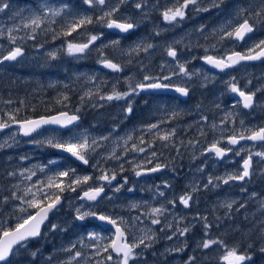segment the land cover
Here are the masks:
<instances>
[{"label":"rangeland","instance_id":"rangeland-1","mask_svg":"<svg viewBox=\"0 0 264 264\" xmlns=\"http://www.w3.org/2000/svg\"><path fill=\"white\" fill-rule=\"evenodd\" d=\"M63 1L8 0L10 8L0 13V29L4 33L0 36V60L13 47H21L24 53L25 49L19 42L23 34L32 29L24 28L23 23L33 13L43 15L42 4L56 9L66 5ZM136 3H141V0H126L119 4L118 11L112 17L119 22L127 21L135 25L126 37L108 31L107 17L104 22L99 20L105 12L117 7L118 0H106L105 5L95 4L91 7L83 3L87 10L79 11H76L79 6L71 8L67 5L60 16L48 17L34 32L37 34L34 42L45 35L49 41L35 46L28 53L33 54V61L38 64L39 70L41 64L52 63L45 71L54 72L48 77V87L60 85L61 88L54 89L59 91L57 98L61 107L67 108L72 104L67 99L71 93L68 87L73 88L77 84L79 88L73 89L80 94L77 99L79 104L72 114L80 119L73 128L44 130L28 139L22 138L15 128L0 133V145H3L0 147V222H4L5 227L14 228L17 223L15 217L26 218L28 213L33 214L37 210L29 208L27 204L21 205L20 200L11 199L12 192L24 196L28 188L33 191L42 188L44 192L58 194L62 200L37 242L38 248L33 250L35 245L32 244L18 248L11 258V264H68L70 260L71 264H98L108 253L101 251L100 256L95 255L96 242L87 238L88 233L97 232L106 238L100 242L103 249L114 238V230L106 228L109 227L106 223L100 227L94 217L77 220L76 209L81 206V211L122 219L126 224L128 243L144 236L151 238L145 240L149 247L140 245L134 249L136 258L130 260L129 264H185L190 256L195 258L194 264H227L221 259L226 252L220 244H212L204 249L203 241L220 240L228 248L235 247V242L228 245L225 240L227 234L231 233L230 225H226L230 220L229 215L260 200L254 198L253 194L257 193L256 190H262V183L252 191L245 182L235 183L232 180L225 184L222 179L242 172L243 161L250 153L251 178L256 174L262 178L264 174V159L255 155L264 152V142L258 143L256 140L257 143L248 142L236 148L227 142L229 137L248 136L252 131L264 128V63L246 64L217 75L202 66L201 60L206 56L223 59L235 52L246 55L249 49H255L264 40V21L257 22L254 13L264 8V0H197L196 5L190 4L184 10L182 19L178 17L175 21L164 20L163 13L178 7L183 0H143L141 9L135 7ZM204 8L208 10H200ZM84 16L91 17L93 23L78 28L71 35H64L74 21ZM244 19L249 20L255 31L242 44H238L225 33L233 32ZM88 27L90 31L86 30ZM9 28L19 29L13 32L17 37L15 44L8 39ZM57 33L60 35L55 39ZM93 35L98 39L89 47L92 49L78 54L68 53V43H87ZM113 41L119 43L113 44ZM149 44L153 47L145 52L143 49ZM170 47L177 52L175 59L167 55ZM259 50L256 49V52ZM51 53H55V58ZM93 58L95 60L91 64L86 60ZM104 58L118 64L121 71L102 68ZM178 63L185 66L190 78L179 73ZM22 72L20 62L0 64V75ZM145 75L155 79L145 81ZM164 76L171 79L163 80ZM233 80L246 94H255L253 106L245 108L240 99L234 97L229 87V82ZM154 82L187 87L192 99L187 103L169 96H150L145 99L147 102L141 100L143 97H138L136 85ZM130 86L136 91L131 92ZM114 90L130 94L123 99L107 100L106 97L112 95ZM136 102L139 104L137 109ZM15 109L4 106L6 122L11 120L10 116L15 117ZM152 125L157 127L152 128ZM83 136L88 137L90 144L96 141L92 145L94 150L86 153L89 163L85 166L57 154L56 148L47 143L50 139L68 141L71 137L82 139ZM162 136H168V139H161ZM216 142L222 148L232 149L230 152H234L233 155L222 161L215 158L216 155L207 150ZM139 148L144 151H138ZM50 160L56 163L49 164ZM157 165L160 170L155 174L148 177L143 175ZM41 167L44 171H40ZM69 169H75L76 176H90L92 179L79 187L73 185L76 191L65 188L60 192L55 187H47L50 177L55 178L59 172ZM33 171L35 175L31 180L27 179ZM137 171L142 174L137 176ZM103 173L110 178L114 175L115 179L111 183L99 180ZM210 178L212 184H209ZM60 179L68 183L67 178ZM101 185L104 186V193L97 202L88 203L81 199L84 191ZM117 188L119 191H116ZM161 191L164 196L159 195ZM185 194L191 195L188 207L179 201V197ZM4 197H9L7 203L3 202ZM25 199L31 200V194ZM53 199L55 195L43 199L41 206ZM233 201L235 203L231 209L225 206ZM262 204L264 206V199ZM20 207L26 208L27 212L21 213ZM154 208H161L162 212L153 215ZM263 210L256 212L254 218L257 223L264 222ZM252 213L254 211L251 210L243 212L244 219ZM153 219H158L159 223L153 224ZM205 222L210 225L207 234ZM53 224L57 225L54 230ZM255 226L256 223L241 230L240 234L249 236ZM184 228L189 231L183 236L179 235L177 230ZM174 232L176 235L173 236ZM258 233L254 243L258 242L256 246L260 248V255L254 260L242 253L250 257L243 264H264V252L261 251L264 248V227ZM169 236L172 238L168 239ZM70 248L71 251H67ZM34 252L35 256L32 255ZM76 252L81 255L72 260ZM111 254L115 259L116 255ZM105 264L113 262L105 260Z\"/></svg>","mask_w":264,"mask_h":264},{"label":"snow or ice","instance_id":"snow-or-ice-1","mask_svg":"<svg viewBox=\"0 0 264 264\" xmlns=\"http://www.w3.org/2000/svg\"><path fill=\"white\" fill-rule=\"evenodd\" d=\"M126 0H118V5L115 8H112L110 11H107L104 13V17H100V22H104V18L107 17L106 26L108 28H115L119 29L121 32H128L129 30L133 29L135 25L131 22H117V20L113 19V14L118 11L119 4L125 3ZM83 3L88 6H93L95 4L98 5H105L106 0H83ZM143 0H141V3H136L135 7L137 9H141ZM196 5L197 0H183L182 4H179L178 7H175L174 9H168L163 13V18L166 21H175L178 17L183 18L185 15L184 10L189 5ZM217 6V5H213ZM10 8V4L8 0H0V13L5 12L6 9ZM41 8L43 10V15H40L38 12L33 13L30 19H28L26 22L23 23L24 28L31 27L32 31L35 32L37 28H40L41 24L48 19V17H57L60 16L62 11L67 8V5H64L62 8H56L53 9L51 7H48L46 4H42ZM202 11H207V8L200 9ZM254 15L257 17V22L264 21V8H261V10L256 11ZM93 23V19L88 16H84L76 21H74L70 27L69 30L64 33V35H71L72 32H75L78 28ZM18 28H9L8 29V39L11 43L15 44L17 37L13 35L14 31H18ZM253 31V25L249 22L248 19H244L242 23L239 24L238 27L235 28L233 32H226L225 35L229 38H236V39H243L246 33H250ZM3 30L0 29V36H3ZM29 39H34V36H29ZM98 37L96 35L91 36V38L88 40L87 43L83 44H74V43H68L67 50L70 55L76 54V53H83L90 44H92L94 41H96ZM113 44H118L119 41H113ZM153 46L151 44L147 45L143 50L145 52L148 51V49L152 48ZM256 49H260L258 52H256ZM255 52V54H252ZM22 55V48L17 46L13 47L6 56L2 57V60H0V63L3 61H12L16 60L17 57ZM52 58H55V53L50 54ZM167 55L169 57H172L173 59L176 58L177 52L172 49L171 47L167 50ZM264 56V40L260 41L259 44L255 46V49H249L248 54H240V53H233L231 56L227 58V61L221 59L216 60L211 56H206L205 60L207 63L212 64L214 67L219 68L221 70L225 68H229L235 64H237L239 61L242 60H255L259 59L260 57ZM103 66L109 69H112L113 71H121V67L113 63L106 58L102 60ZM179 73L183 74L184 76H189L190 74L187 72L185 66L183 64L178 63ZM155 78L150 77L148 75L144 76L145 81H150ZM163 80H170V76H164L162 77ZM169 85L163 84L160 82H154V83H140L136 85V88H139L141 90L145 88L150 89H160V88H167ZM230 91L233 93H238L239 96L243 100V107L249 108L253 106L254 100V93L252 94H246L245 91L241 90L237 87L236 83L233 81L229 82ZM136 88H131L130 91L135 92ZM175 91L180 93L182 96H187L189 94V89L187 87H176ZM259 91V89H258ZM129 92L119 93L115 90L113 91L112 95H108L106 97L107 100H113V99H123L125 96H128ZM101 99H105V97H101ZM128 111H131V105H129ZM11 120H13L14 123H18L19 129L22 132L23 135L28 136L32 132L36 131L38 128L41 127V125L44 124H58L61 127H67L68 125L73 124L78 117L76 115H69L68 113L64 112L61 113L60 116H54L50 118H41L39 120H25V121H16L15 117L10 116ZM9 125L7 123H0V129L7 128ZM152 128L157 127L156 125H152ZM161 139L167 140L168 136H162ZM238 139H248V140H261L264 141V128H260L258 131H252L251 135L244 136L241 134L239 138L236 136H232L228 138V143L231 145H235L238 143ZM47 143L54 148L60 149L66 153H70L71 156L75 157L77 160L83 162L84 164H88L89 161L86 158V153L88 150H94L92 148V145L96 144V141L93 140L91 144L89 143L88 137L83 136L81 138L77 137H71L68 141H56V140H48ZM0 147H3V145H0ZM232 149H225L219 146V142L213 143L210 148L207 151L214 152L217 157H223L226 155V152L231 151ZM138 151L143 152V148H139ZM239 155V153H237ZM255 155L260 156L262 159H264V152H258L255 153ZM153 156H155V153H153ZM56 163L55 160H50L49 164ZM252 164V154L250 153L246 159L243 161V170L242 172L236 173V174H230L226 178L222 179V182L227 184L229 181L232 180H238L243 181L246 177H249L250 175V168ZM160 170V166L157 165L156 167L150 169L152 172H156ZM40 171H44V168L41 167ZM142 173L140 171L136 172L137 176H140ZM9 175H14V173H9ZM35 175V172H31V174L27 177V179L31 180V177ZM74 177V178H73ZM60 178H67L68 183H65L64 180H61ZM92 177L90 176H83L79 177L75 175V169H69L66 171H61L57 174L55 178L50 177L47 183L48 188L55 187L60 192H63L65 188H68L71 191H76V187H79L82 183H87ZM101 181H107L108 183H111L112 179H115V176L113 175L111 178L106 174L103 173L98 177ZM220 179V178H217ZM127 182V181H125ZM209 184H212V179H209ZM75 185L76 187H73ZM165 187H167V184H165ZM207 187V185H205ZM195 191V189H193ZM104 191V186H98V187H90L89 190L83 192V196L81 199H86L88 201H96L98 197L101 196V193ZM116 191H119V188L116 189ZM131 191V189H130ZM29 194H31L32 199L26 200L25 197H27ZM55 195V199L51 200L50 203L47 204L46 207L41 206V201L43 199H48L50 196ZM160 196H164V192H159ZM255 195V194H253ZM11 199L13 200H20L21 205L27 204L29 208H37L39 209L35 215L28 213L27 217L24 218L23 216L15 217L17 223L15 224V227H5L4 222H0V264H11L10 257L14 256L20 247L26 246V241L32 237H36L40 234V226L43 224L45 219H47L48 213L56 207L57 204L60 202V196L55 193H48L44 192L42 188H37L36 191H33L32 188H28L24 192V196H18L16 192H12ZM9 200V197H4L3 202L7 203ZM191 200V195L185 194L181 195L179 197V201L181 204H183L185 207L189 206V201ZM169 203H174V201H169ZM235 203L234 201L231 203H227L225 206L229 209L232 208V204ZM83 206H81L82 208ZM135 207V205H133ZM243 207V205H241ZM81 208L76 209V219L83 221L88 217H94L96 220L106 223L107 225H110L111 228L115 229L114 238L110 240V243L103 247V249L100 248V242L103 239H106L105 237H102L97 232H89L87 238L91 241L96 242V250L95 255L100 256L101 251L104 253H108L107 256L102 257V259L98 262V264H105V260L113 262V264H129L130 260H133L136 258V253L134 252V249L139 247L140 245H143L145 248L149 247V244L145 243L146 239H151L148 236H144L143 238H140L138 241L135 239L133 242L128 243L126 241L125 237V229L126 224L125 222L120 219H115L110 215L105 214H97L93 211H81ZM19 211L21 213H26L27 209L24 207H20ZM162 212L161 208H154L152 210V214H160ZM138 219V218H137ZM206 221V218H203ZM153 224L159 223L158 219L152 220ZM122 225H125V227H122ZM57 225L53 224L52 228L53 230L56 229ZM205 230L207 234V229L210 227V225L205 222ZM179 232V235L183 236L186 232L189 231L188 228H184L183 230H177ZM176 235V233H173V236ZM172 237L169 236L168 239H171ZM83 243V240L80 241ZM212 244H220L221 247L225 249L226 255L222 256L221 259L226 261L227 264H243L244 261L250 259L249 256L245 254H239L238 249L236 247L228 248L226 244H224L223 241L220 240H205L202 243V247L204 249H208ZM72 247H75V244L72 245ZM251 247V245H249ZM182 249H177V251H180ZM67 251H71L70 249H67ZM261 251L264 252V248H261ZM111 253L116 254V258L112 256ZM33 256L36 255V253H32ZM81 255L80 252H76L75 256H73L71 259L74 260L76 257H79ZM194 257H189L188 261L185 262V264H194ZM68 264H71V260L68 262Z\"/></svg>","mask_w":264,"mask_h":264},{"label":"trees","instance_id":"trees-1","mask_svg":"<svg viewBox=\"0 0 264 264\" xmlns=\"http://www.w3.org/2000/svg\"><path fill=\"white\" fill-rule=\"evenodd\" d=\"M64 4L70 6L73 8V6H79L76 11L79 10H87V8L84 6L82 0H64ZM34 36V39H29V36ZM36 33H34L32 30H28L23 34L22 41L19 42V45H22L24 50L23 56L15 63L21 64L22 67V74H10L7 73L6 75H0V123H11L13 120H9L6 122L4 120V106L7 108H16L15 112V119L16 121H22L27 118L32 117H39V116H47L53 113H57L59 111H69L73 112V109L70 106H67V108H63L60 106L61 102L58 100L59 91H56L54 87L58 90L60 85H57L54 87H48V77L51 74H54V72L50 71L49 73H46V68L49 66H52V63L49 64L48 62H45L40 65V70L38 69V64L33 61V54L28 53L29 50H32L35 46L45 43L48 40V37L41 36V38L34 42ZM60 33H57L54 38L56 39ZM55 41V40H53ZM26 58H29L30 60H27ZM26 77H29L28 80ZM39 81V83H38ZM36 82V84H35ZM33 85H37V87H34ZM74 89H78L79 87L76 84H74ZM73 88L68 87V91H71L70 94H68L67 99L69 100V103L74 104V107L78 105L77 99L80 96L78 91H75ZM67 89V88H66ZM171 97V96H169ZM192 96H189L186 101H182L183 103H187L188 101H191ZM201 99H204L202 97ZM180 101V100H179ZM251 180H254L251 184ZM264 174L262 175V178L259 174H256L249 179L245 181V184L249 188V190L255 191L256 188H258V185L261 183L263 184L262 190L257 191L255 193L254 198L259 200V202H256L253 204V206H250L247 204V208L244 210H236L232 212L228 218H230L229 221L226 222V225H230L231 227V233H228L225 237V240L228 242H235L234 245L239 253H246L250 257H252L254 260H257V258L260 255V248L257 245L258 236H259V230L264 227V222L257 223L256 222V212L263 210V199H264ZM253 198V199H254ZM252 199V200H253ZM249 210L254 211L248 218L243 217V212H249ZM264 211V210H263ZM254 223H256V226L254 227L253 233L249 234V236L245 237L240 234L241 230L251 227ZM41 239H37L34 242H31L30 244L35 245L33 247V250H36L37 242ZM251 245V247H249ZM246 249V250H244ZM245 251V252H244ZM150 259V258H149Z\"/></svg>","mask_w":264,"mask_h":264},{"label":"water","instance_id":"water-1","mask_svg":"<svg viewBox=\"0 0 264 264\" xmlns=\"http://www.w3.org/2000/svg\"><path fill=\"white\" fill-rule=\"evenodd\" d=\"M117 22H118V21H117ZM109 30H110L111 32H114V33H117V34H120V35H127L128 33H131L133 29L129 30L128 32H121L119 29H115V28H109ZM253 32H254V28H253V31H252V32H250V33H246L243 39H236V38L233 37V40L236 41V42H238L239 44H241V43H242L247 37L251 36V35L253 34ZM236 53H239V52H236ZM240 54H241V53H240ZM231 55H232V54H231ZM231 55H228V56L225 57V59H223V60L227 61V58H228L229 56H231ZM17 58H18V57H17ZM214 59H216V58H214ZM216 60H221V59H216ZM263 60H264V56L260 57L259 59H255V60H242V61H239L237 64H235V65H233V66H231V67H229V68H225V69H223V70L214 67L212 64L207 63L205 59H202V60H201V63H202V65L205 66L208 70H211V71H213V72H215V73H218V74H222V73H225L226 71L236 69V68H238L239 66H241V65H243V64H246V63H259V62H261V61H263ZM12 61H13V60H12ZM12 61H3L2 63H5V62H12ZM2 63H0V64H2ZM175 88H176V87H167V88H160V89H150V88H145V89H143V90H141V89H139V90H140L142 93H143V92H151V93H166V94H170V95H175V96L179 97V98L182 99V100L187 99V96H188V95H187V96H182L180 93H178V92L175 91ZM233 95H234V97H237L238 99H240V101H241L242 104H243V100H242V98L239 96L238 93H234ZM60 114H61V113L56 114V115H51V116H48V117H43V118H50V117H54V116H60ZM41 118H42V117H40V118H36V119H31V120H39V119H41ZM71 125H72V124H71ZM71 125H68L67 127H61V126L58 125V124H44V125H41L40 128H38L36 131L32 132V133H31L30 135H28V136L23 135L21 131H20V135L23 136V137H31V136L35 135L36 133H38L39 131H41L42 129H46V128H56V129L66 130V129H68ZM13 128H19L18 123H11V124H9V127H7V128H3V129H0V133H2V132H4V131H7V130H10V129H13ZM19 130H20V129H19ZM227 142H228V140H227ZM248 142H249V143H253V142H256V141L248 140V139H242V140H241V139H238V143H237V144H235V145H231V144H229V143H228V144H229L232 148H236L237 146H239V145H241V144L248 143ZM257 142H258V143H260V142L262 143V142H264V141L258 140ZM257 142H256V143H257ZM209 152H210V151H209ZM56 153L59 154V155H62V156H64V157H70L73 161H75V162H79V163H81L83 166L86 165V164H84L83 162L77 160L75 157L71 156L70 153H66V152H64V151H62V150H60V149H57V148H56ZM210 153H211V152H210ZM213 153H214V152H213ZM214 154H215V153H214ZM231 155H232V152L228 151V152H226V155H224L223 157H217V156H216L215 158H217V159H219L220 161H222L224 158H227V157H229V156H231ZM242 166H243V164H242ZM251 168H252V164H251ZM251 168H250V174H251ZM242 169H243V168H242ZM153 174H155V172H152V171H150V170H146V172H145L143 175H145L146 177H148V176L153 175ZM249 176H250V175H249ZM248 178H249V177H246L245 179H248ZM243 181H244V180H243ZM243 181L234 180L235 183H241V182L243 183ZM103 193H104V191L101 193V196L103 195ZM101 196H100V197H101ZM100 197H98L96 201H88V200H86V199H82V200H85V201H87L88 203H94V202H97L98 199H100ZM61 204H62V200H60L59 204H57L56 207L53 208V209L48 213L47 219H45V221L43 222V224H41V226H40V234H39L38 236H36V237H32V238H30V239H28V240H34V239L40 237L41 232H42L43 228L45 227V225H46V224L48 223V221L50 220L51 215L54 213V211H55L56 209H58V207H59ZM46 206H47V205H44L43 207H46ZM38 210H39V209H38ZM38 210H36V211L33 213V215H35V213H36ZM99 223H100L101 226L104 225V222L99 221ZM106 228H111V226L109 225V227H106ZM111 229H113V228H111ZM113 230H114V233H115V229H113ZM125 237H126V236H125ZM28 240H27V241H28ZM114 254H115V253H114ZM115 255H116V254H115ZM10 258H11V257H10Z\"/></svg>","mask_w":264,"mask_h":264},{"label":"flooded vegetation","instance_id":"flooded-vegetation-1","mask_svg":"<svg viewBox=\"0 0 264 264\" xmlns=\"http://www.w3.org/2000/svg\"><path fill=\"white\" fill-rule=\"evenodd\" d=\"M90 28L88 27L86 30L87 31H90L89 30ZM116 36H119V35H117V34H115ZM119 37H121V36H119ZM121 39V38H120ZM121 41H122V39H121ZM123 42V41H122ZM91 46V44L89 45V47ZM87 48L86 50H88V49H92V48ZM85 50V51H86ZM106 51V50H105ZM110 52V51H109ZM76 54H78V53H76ZM22 57V56H21ZM91 57H94V56H92L91 55ZM87 60V62L89 63V64H91V62H93L95 59L93 58L92 60H89V59H86ZM112 60H114V59H112ZM85 65V64H84ZM87 67H88V69L90 68V66L89 65H86ZM101 67L102 68H104V69H106L107 71H113L112 69H109V68H106V67H104L103 66V63L101 64ZM114 72H116V71H114ZM175 86V85H174ZM175 87H178V86H175ZM137 91L139 92V98H142L141 100H145V99H148L150 96H156V97H164L165 95L164 94H160V93H151V92H141L140 90H139V88H137ZM148 100H145V102H147ZM79 104V103H78ZM137 105H139L138 104V102H136V109H137ZM70 107L73 109V110H75V107H74V104H71L70 105ZM78 117V119H77V122L79 121V119H80V117L79 116H77ZM83 118V116L81 117V119ZM164 170V169H163Z\"/></svg>","mask_w":264,"mask_h":264},{"label":"bare ground","instance_id":"bare-ground-1","mask_svg":"<svg viewBox=\"0 0 264 264\" xmlns=\"http://www.w3.org/2000/svg\"><path fill=\"white\" fill-rule=\"evenodd\" d=\"M213 21H214V20H213ZM133 43H134V42H133ZM4 64H9V63H2V65H4ZM93 94H94V93H93ZM89 96H90V95H89ZM102 122H103V121H102ZM100 123H101V122H100ZM156 260H157V259H156ZM156 260H155V261H156Z\"/></svg>","mask_w":264,"mask_h":264}]
</instances>
